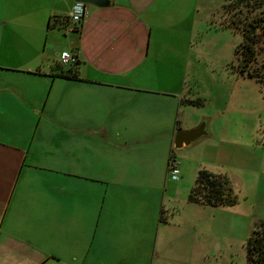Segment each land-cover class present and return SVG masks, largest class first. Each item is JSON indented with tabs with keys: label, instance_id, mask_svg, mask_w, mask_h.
I'll use <instances>...</instances> for the list:
<instances>
[{
	"label": "crops",
	"instance_id": "0c3cea01",
	"mask_svg": "<svg viewBox=\"0 0 264 264\" xmlns=\"http://www.w3.org/2000/svg\"><path fill=\"white\" fill-rule=\"evenodd\" d=\"M74 4L0 0V264H177L191 236L166 217L161 182L192 98L148 81L175 72L159 70L158 45L200 0L86 5L57 44ZM62 51L78 58L73 74L58 72Z\"/></svg>",
	"mask_w": 264,
	"mask_h": 264
},
{
	"label": "rangeland",
	"instance_id": "374dc122",
	"mask_svg": "<svg viewBox=\"0 0 264 264\" xmlns=\"http://www.w3.org/2000/svg\"><path fill=\"white\" fill-rule=\"evenodd\" d=\"M218 1L211 9L214 5L200 0L199 10L185 15L189 20L184 29L169 34L171 42L158 45L159 70L176 73L148 81L156 87L176 83L184 97L202 100L200 105L182 102L176 128L204 123L207 131L187 146L173 147L180 174L172 180L166 171L161 182L166 217L171 223L180 222L191 236L187 250L175 246L172 257L177 264H246V240L254 223L264 220V86L237 72L235 47L242 35L229 27L233 18L254 12L250 4L260 1L264 7V0H247L230 9L228 0ZM55 29L59 44L68 34ZM184 55L189 56L186 67ZM262 61L260 55L258 64ZM202 159L221 167L217 170L228 178L236 195L234 205L212 207L188 201ZM201 230L202 239L196 241Z\"/></svg>",
	"mask_w": 264,
	"mask_h": 264
},
{
	"label": "trees",
	"instance_id": "16d2710c",
	"mask_svg": "<svg viewBox=\"0 0 264 264\" xmlns=\"http://www.w3.org/2000/svg\"><path fill=\"white\" fill-rule=\"evenodd\" d=\"M244 2L247 0H228L226 7L235 8ZM247 5H253L254 12L250 10L243 17L233 18L229 23L232 31H239L242 35L241 42L235 47V68L239 75L254 79L264 86V61L258 64L259 56H264V7L260 1ZM59 20L63 26L65 20L62 17ZM73 66L68 70L60 66L58 72L60 75L73 74ZM183 102L200 105L202 100L184 99ZM187 198L190 203L212 207L232 206L237 202L228 178L204 168L197 171L194 186L190 189ZM163 213L162 210L160 221H166ZM245 252L246 264H264V220L254 223L245 243Z\"/></svg>",
	"mask_w": 264,
	"mask_h": 264
},
{
	"label": "built area",
	"instance_id": "2783aa9c",
	"mask_svg": "<svg viewBox=\"0 0 264 264\" xmlns=\"http://www.w3.org/2000/svg\"><path fill=\"white\" fill-rule=\"evenodd\" d=\"M86 16V5L82 3H75L69 14L64 17V24L62 26L65 33L73 32L80 28L81 21ZM78 58L70 51H62L59 55V65L70 67L76 64ZM179 160L173 153L170 154L167 164V177L172 180H177L179 170Z\"/></svg>",
	"mask_w": 264,
	"mask_h": 264
},
{
	"label": "water",
	"instance_id": "95a60500",
	"mask_svg": "<svg viewBox=\"0 0 264 264\" xmlns=\"http://www.w3.org/2000/svg\"><path fill=\"white\" fill-rule=\"evenodd\" d=\"M75 3H82L85 5H94L98 7H106L110 0H73ZM207 131L205 124L201 123L194 128L188 130H178L174 135L173 145L175 148H180L184 145H189L196 139L206 135Z\"/></svg>",
	"mask_w": 264,
	"mask_h": 264
}]
</instances>
